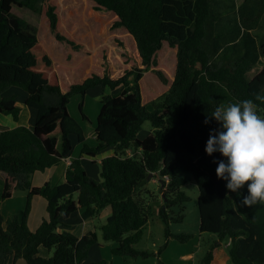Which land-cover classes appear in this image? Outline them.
I'll return each instance as SVG.
<instances>
[{"label":"trees","instance_id":"obj_1","mask_svg":"<svg viewBox=\"0 0 264 264\" xmlns=\"http://www.w3.org/2000/svg\"><path fill=\"white\" fill-rule=\"evenodd\" d=\"M248 1L240 2L229 33L219 30L221 16L213 0H80L87 12L73 37L62 28L57 0H0V115L19 117L15 96L4 94L12 86L27 92L24 104L35 110L31 127L0 130L1 199L26 192L20 216L0 214V264L19 258L26 264H81L97 234L90 230L78 237L61 224L67 227L63 220L78 210L86 220L105 207L110 212L101 231L115 244L111 254L146 256L135 245L149 220L154 196L145 185L152 178L159 181L166 237L180 242L190 237L170 232L169 223L183 215L170 217L168 211L189 199L181 187L192 178L199 230L219 240L229 237L233 264H264V203L241 205L246 188L241 196L228 191L212 163L220 155L204 152L209 130L218 127L204 120L217 106L252 99L264 116V99H257L264 97V66L247 78L264 58V33L256 42L249 32L262 18L264 0ZM14 5L40 14L37 27L29 28L14 14ZM108 15L113 19L104 29ZM104 36L112 38V45ZM87 41L91 50L84 54ZM94 87L102 93L96 144L89 146L67 104L79 95L78 111L86 120L84 97ZM106 88L120 92L106 94ZM145 121L152 129L139 138ZM73 139L81 144V155L89 157L112 147V154L99 161L101 180L89 177L81 159L73 158L64 182L33 185L29 177L67 157ZM36 196L46 201L47 217L31 230L27 218ZM42 247L52 255H41ZM215 248L202 264L212 263Z\"/></svg>","mask_w":264,"mask_h":264},{"label":"rangeland","instance_id":"obj_2","mask_svg":"<svg viewBox=\"0 0 264 264\" xmlns=\"http://www.w3.org/2000/svg\"><path fill=\"white\" fill-rule=\"evenodd\" d=\"M242 0H213L215 9L220 13L221 21L219 24V30L222 32H229L235 29V19L238 20V6ZM253 0H249L248 3L252 4ZM57 5L60 9V21L62 28L71 33L74 37L76 32L80 31L81 24L83 23V15L86 14L87 9L80 2V0H57ZM12 12L19 17H22L29 28L37 27L40 19V14L35 13L27 8H19L16 5L12 7ZM72 18L70 20L69 18ZM108 19L104 22L105 26H108L113 19L108 15ZM106 24V25H105ZM250 34L256 42L259 41L261 35L264 33V13L262 15L259 24L249 30ZM84 34V33H83ZM125 35L122 33V36ZM85 36V34H84ZM110 36V34L108 35ZM104 36V42L110 44L112 38ZM86 41V39H85ZM88 42V41H87ZM89 43V42H88ZM89 48L84 49V54H87L91 50V43ZM112 45V44H110ZM88 46V45H87ZM264 66V58L260 57L256 65L247 72V78H252L259 70ZM119 90L105 89L104 93L110 95H118ZM101 88L94 87L87 91L84 102V114L86 120L81 118L78 111V103L80 102L79 95H73L68 104V112L77 120L81 125L85 133V142L89 146L96 144L94 134V126L100 110ZM6 95L16 94V100L22 104V113L19 118V124L31 127L33 125L35 110L30 107H24V97L27 96V92L17 86L10 87L4 92ZM29 117L27 118V116ZM1 122L6 125L14 126L15 123L8 116H1ZM152 129L149 121H145L142 124L141 130L138 132L137 137L144 138ZM59 147V144H58ZM81 154V144L73 139V147L71 150V156L73 158H79ZM108 155L107 153H105ZM105 155V156H106ZM82 165L86 174L99 181L100 178V166L93 163L87 157L82 158ZM65 170L64 162L52 166L50 170L43 172L36 171L34 175L29 177V180L33 185L41 186L45 182L51 184H60L65 179L62 178V173ZM3 173L0 172V176L3 177ZM190 176V174H186ZM145 187L154 196L149 203L150 216L147 224L142 230V236L135 248L139 251L147 252L146 256L122 257L113 255L110 252V248L115 244L112 241H106L102 238L101 225L106 221V215L110 212L109 207H105L97 217L92 219H86L83 223L80 217H76V213L71 215V218L67 221L68 226L61 224L64 230H68L78 235L82 229H86V232L94 230L97 234L98 241L96 244L91 245L88 250V256L82 261L81 264H86L90 261H96L99 259L107 260L108 264H158L160 262L165 264H202V260L205 255L211 250L212 246L215 248V256L211 264H233L229 250L232 246L231 239L224 237L221 240L218 239L216 234L209 232H201L199 230V215L196 205L197 201V187L192 178L184 184L181 189L184 191L189 199L172 208L168 211L170 217H176L180 214L183 215L181 221H174L169 223V230L172 233H185L190 237L185 242L177 241L173 237L165 236V224L159 216V206L163 203L161 198V190L159 188L158 178H152ZM2 190V179L0 178V194ZM26 203V192L22 190H16L12 196L8 199H1L0 196V214L7 218L14 215L20 216ZM47 217L46 201L41 196H36L31 199V208L27 218V224L31 230H34L43 219ZM85 221V220H84ZM40 254L43 256H51L52 250L47 251L45 248H40ZM10 264V263H9ZM15 264H26L22 258L17 259Z\"/></svg>","mask_w":264,"mask_h":264},{"label":"clouds","instance_id":"obj_3","mask_svg":"<svg viewBox=\"0 0 264 264\" xmlns=\"http://www.w3.org/2000/svg\"><path fill=\"white\" fill-rule=\"evenodd\" d=\"M264 99V97H257ZM215 121L217 128L209 130L204 152L212 157L218 153L217 179L225 181V188L241 196V205L251 207L264 203V116L257 111L252 99H244L217 106L204 123Z\"/></svg>","mask_w":264,"mask_h":264},{"label":"crops","instance_id":"obj_4","mask_svg":"<svg viewBox=\"0 0 264 264\" xmlns=\"http://www.w3.org/2000/svg\"><path fill=\"white\" fill-rule=\"evenodd\" d=\"M105 91V90H104ZM14 96H15V100L17 99L16 97V94H14ZM22 97H24V100H23V103H24V101H25V98L27 97V96H22ZM85 97H86V95H85ZM85 97H84V102H85ZM100 98H101V96L99 97V100H100ZM16 105L17 106H21L22 104H20V103H18L17 102V100H16ZM24 107H26L25 106V104L23 105ZM21 113H22V108L20 107V114H19V117H18V119L17 120H14L13 118H12V116L11 115H0V130H3V129H7V128H12V127H15V126H17V125H22V123L21 124H19V118H20V115H21ZM1 116H8L9 118L11 117V119L14 121V123H15V125L14 126H11V125H6V124H4L3 122H1ZM29 117V115L27 116V118ZM28 126V125H27ZM93 136H94V134H93ZM112 151H113V149H112V147H108V148H106V149H104V150H102V151H100L99 153H97L96 154V156L95 157H89V156H85V155H79V158L82 160V158L83 157H87L89 160H91L93 163H98L99 164V161L103 158V157H105V153H107L108 155H111L112 154ZM108 155H106V156H108ZM73 159V157L71 156V153L67 156V157H64V158H62V160L58 163V164H60L61 162H64V165H65V170H64V172L62 173V178L63 179H65V171H66V168H67V166L71 163V160ZM82 162V161H81ZM57 165V164H56ZM53 166H55V165H53ZM52 168V166L50 167V168H48L47 170H50ZM0 172H2V171H0ZM4 175H3V177H1L0 176V178L3 180V178H4V176H5V173L4 172H2ZM32 175H34V174H32ZM31 175V176H32ZM77 215H76V217L75 218H77V217H80L81 219H82V222L83 223H85L86 222V220L84 221V219L81 217V212H80V210H78V211H76L75 212ZM72 215V214H71ZM71 215L66 219V220H63L66 224H67V221L71 218ZM86 227V226H85ZM85 227H84V229H82L81 231H80V233L77 235L78 237H80L83 233H85L86 232V229H85ZM9 262H10V260L9 259H7L6 260V262H5V264H9ZM16 263V262H15ZM14 263V264H15Z\"/></svg>","mask_w":264,"mask_h":264},{"label":"built area","instance_id":"obj_5","mask_svg":"<svg viewBox=\"0 0 264 264\" xmlns=\"http://www.w3.org/2000/svg\"><path fill=\"white\" fill-rule=\"evenodd\" d=\"M164 178H165V179H167V177H166V176H165Z\"/></svg>","mask_w":264,"mask_h":264}]
</instances>
